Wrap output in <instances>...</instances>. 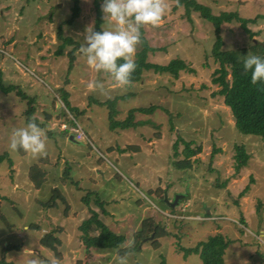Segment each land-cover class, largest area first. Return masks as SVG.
<instances>
[{
  "label": "rangeland",
  "instance_id": "1",
  "mask_svg": "<svg viewBox=\"0 0 264 264\" xmlns=\"http://www.w3.org/2000/svg\"><path fill=\"white\" fill-rule=\"evenodd\" d=\"M79 1V16L66 24L74 0H0V65L11 71L4 84L16 87L0 89V153L12 160L0 163V264L32 259L38 264H117L120 257L125 264H203L198 254L184 257L179 246H195L218 233L233 241L225 264H264V137L240 132L230 107L214 94L219 63L209 57L212 22L197 12L187 16L184 6L176 8L178 0H163L159 25L140 28L133 59L145 37L158 49L149 51L150 62L183 58L194 70L175 77L152 68L140 81L121 87L89 66L79 51L85 28L98 31L94 0ZM197 1L215 14L259 15L248 28L257 33L253 39H264V0ZM60 25L75 42L58 56L64 42L57 37ZM107 26L105 19L100 27ZM222 37L224 49L252 42L238 21L224 23ZM111 99L113 106L100 104ZM151 105L156 107L151 113L134 112L130 127H111L112 120L124 121L131 110ZM30 110L44 131L43 155L13 153L8 147L11 131L25 126ZM76 122L84 130L79 142L70 139L77 137ZM184 140L201 150L187 158ZM240 144L250 156L246 164L236 158ZM188 159L191 166H175ZM33 165L43 170L40 187L30 177ZM176 196L178 202L171 205ZM94 216L124 236L120 247L100 250L84 243L83 222ZM150 223L148 237L138 238L142 225ZM158 224L169 234L154 247ZM100 230L92 223L88 235L98 236ZM46 233L59 238L56 249L41 244Z\"/></svg>",
  "mask_w": 264,
  "mask_h": 264
},
{
  "label": "trees",
  "instance_id": "2",
  "mask_svg": "<svg viewBox=\"0 0 264 264\" xmlns=\"http://www.w3.org/2000/svg\"><path fill=\"white\" fill-rule=\"evenodd\" d=\"M95 5L98 10V18L96 21V29L98 31L101 30V24L103 23V19L100 11V0H94ZM179 6H184L185 13L187 16H191L194 12L199 13L200 17H203L207 20H210L214 26V35L215 40L213 44V48L209 55L214 58L216 62L219 63V67L215 69L213 72V83L217 84L219 88L214 92V94L218 93L223 97L225 105L230 107L234 119L235 125L237 129L244 134H253L264 137V83L252 84L250 82V71L246 72L242 66V59L245 54L251 53L256 54L264 58V39L258 40L253 39V37L257 34L252 32L248 28V24L251 22H256L257 15L255 18H246L240 15L238 11H222L219 14L214 13L211 7L198 2L197 0H178L176 8ZM72 17L66 20V24L73 23L75 19L79 16L81 11L80 1L74 0ZM187 11V12H186ZM264 16V15H263ZM192 18V16H191ZM233 21L240 22L249 33L252 38V42L247 46H241L231 49H224V41L222 37V25L224 23H231ZM142 30V29H141ZM57 37L60 40H63V44L56 51V54L59 56L63 54V48L68 43H74L75 40L72 39V36H65L63 33L62 25H60ZM142 48L137 52V55L134 59L136 64V69L132 73L131 83L138 82L143 77L144 72L149 69H155L157 72H161V74H171L175 77H178L181 70L193 71L192 63L183 59V58H173L167 64H157L150 62L148 60V53L151 50H158L156 47H150L147 39L143 37ZM75 50L76 47H75ZM163 50V49H162ZM71 57V65L76 58V53H74V49L70 52ZM119 62V61H118ZM210 64V63H209ZM231 75V78H228V75ZM0 89L4 92H10L16 87L14 85L6 86L3 81V72L0 69ZM17 91H21L20 88L17 87ZM21 94V93H20ZM63 99L66 104H68V96L64 95ZM115 99H111L105 101L100 104H109L113 106ZM155 106L151 105L149 107H138L131 110L129 117L124 121H115L111 123V127L125 129L133 125L132 115L136 110L141 112L151 113L155 111ZM33 110L28 112V116H31ZM112 118V116H111ZM36 122L38 125L39 120L36 118H29ZM42 125V124H41ZM186 151L184 150V154L187 158L195 155L197 152L201 150L200 145L196 148H191L193 141H185ZM177 148V145H175ZM237 154L236 158H241V164H246L249 159V153L246 149V146L243 144L237 145ZM178 155V154H177ZM213 156V155H212ZM4 160H9L12 163L11 158L7 152L0 153V163ZM185 164L191 166L190 159L188 162L179 160L176 162L178 168H184ZM43 170L38 165H33L30 170V177L32 181L35 182L37 187H40L43 183ZM152 222V220H151ZM92 223L97 224L98 228L101 227L100 233L98 236L90 237L89 228ZM152 227V223H150L149 227L144 224L142 228L137 232V237H145L147 236V231ZM84 231L83 241L87 243L89 246H94L100 250H111L117 249L120 247L121 243L125 240L124 236L115 234L112 232L102 221L98 220L96 216L85 220L82 225ZM153 244L154 247H159L160 236L168 235L165 226H161L158 224L153 229ZM148 237V236H147ZM41 244L44 246L56 249L55 243H59V238L53 233H46L40 240ZM232 239L225 237L222 233H218L215 235H211L207 240H200L196 243L195 246L185 247L179 246L180 249L184 253V257L191 255L193 253L198 254L202 259L203 264H225V253L226 249L232 243ZM8 245L5 248H10Z\"/></svg>",
  "mask_w": 264,
  "mask_h": 264
},
{
  "label": "clouds",
  "instance_id": "3",
  "mask_svg": "<svg viewBox=\"0 0 264 264\" xmlns=\"http://www.w3.org/2000/svg\"><path fill=\"white\" fill-rule=\"evenodd\" d=\"M165 10L163 0H101L102 19L108 21V26L101 27L100 31L85 28L79 48L81 55L89 66L108 73L119 86L130 85L136 69L133 57L140 39V28L144 25L158 26ZM242 66L246 72L250 71L252 84L264 83V58L245 54ZM95 87L103 90L99 81ZM8 147L13 153L19 149L33 155H43L44 131L36 122L29 120L25 126L11 131ZM29 264L38 262L32 259ZM49 264L55 262L49 261ZM117 264H125L124 257H120Z\"/></svg>",
  "mask_w": 264,
  "mask_h": 264
},
{
  "label": "built area",
  "instance_id": "4",
  "mask_svg": "<svg viewBox=\"0 0 264 264\" xmlns=\"http://www.w3.org/2000/svg\"><path fill=\"white\" fill-rule=\"evenodd\" d=\"M75 129H76V134H77V137H76V139L77 140H82L83 139V134H84V130H83V128L76 122L75 123Z\"/></svg>",
  "mask_w": 264,
  "mask_h": 264
},
{
  "label": "crops",
  "instance_id": "5",
  "mask_svg": "<svg viewBox=\"0 0 264 264\" xmlns=\"http://www.w3.org/2000/svg\"><path fill=\"white\" fill-rule=\"evenodd\" d=\"M0 69L3 72V78L8 76V74L11 72L10 68H8L7 66H4V65H0Z\"/></svg>",
  "mask_w": 264,
  "mask_h": 264
},
{
  "label": "water",
  "instance_id": "6",
  "mask_svg": "<svg viewBox=\"0 0 264 264\" xmlns=\"http://www.w3.org/2000/svg\"><path fill=\"white\" fill-rule=\"evenodd\" d=\"M70 139H72V140L75 141V142H79V140H77L73 135H71ZM178 199H179V197L176 196V197L174 198V201L171 202V205H175V204L178 202Z\"/></svg>",
  "mask_w": 264,
  "mask_h": 264
}]
</instances>
